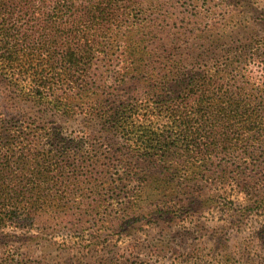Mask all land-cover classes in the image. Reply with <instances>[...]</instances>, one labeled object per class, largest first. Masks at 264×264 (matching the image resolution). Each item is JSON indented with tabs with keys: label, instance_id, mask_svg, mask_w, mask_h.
Returning a JSON list of instances; mask_svg holds the SVG:
<instances>
[{
	"label": "trees",
	"instance_id": "1",
	"mask_svg": "<svg viewBox=\"0 0 264 264\" xmlns=\"http://www.w3.org/2000/svg\"><path fill=\"white\" fill-rule=\"evenodd\" d=\"M216 4L179 26L164 0H0V264H21L7 228L52 264H131L144 244L115 233L218 184L264 243V0Z\"/></svg>",
	"mask_w": 264,
	"mask_h": 264
},
{
	"label": "rangeland",
	"instance_id": "2",
	"mask_svg": "<svg viewBox=\"0 0 264 264\" xmlns=\"http://www.w3.org/2000/svg\"><path fill=\"white\" fill-rule=\"evenodd\" d=\"M164 1L167 2L169 15L173 16L172 25L179 26L185 25L183 20L191 21L188 17H194L198 10L208 9L210 5L217 6L219 2ZM253 71L264 81L263 65H255ZM89 180L92 182V178ZM216 189L215 201L195 215L194 208L178 207V217L171 223L147 219L131 234L123 231L115 233L114 242L121 245L135 242L144 244V249H135L131 253L125 251L126 254L124 252L116 258L121 257L131 264H264V243L257 239L256 234L263 220L261 211L247 210L245 195L232 184H218ZM60 228L56 226L55 229ZM31 234L5 229L7 248L20 249L21 254L16 259L21 264H52L55 254L48 255L40 251L29 253L26 244ZM157 238L170 242L163 252L152 250Z\"/></svg>",
	"mask_w": 264,
	"mask_h": 264
}]
</instances>
